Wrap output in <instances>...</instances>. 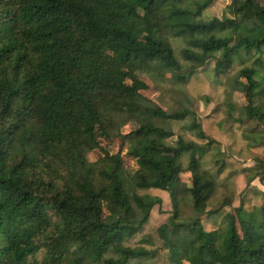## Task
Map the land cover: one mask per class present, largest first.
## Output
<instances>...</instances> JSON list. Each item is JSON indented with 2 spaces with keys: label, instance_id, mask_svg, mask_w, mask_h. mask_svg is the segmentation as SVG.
<instances>
[{
  "label": "trees",
  "instance_id": "trees-1",
  "mask_svg": "<svg viewBox=\"0 0 264 264\" xmlns=\"http://www.w3.org/2000/svg\"><path fill=\"white\" fill-rule=\"evenodd\" d=\"M213 1L0 0V264H143L156 249L127 242L162 203L138 192L151 188L170 198L160 233L171 264H264V192L260 205L232 206L204 227L231 206L232 192L209 209L232 172L222 176L227 154L185 90L198 68L214 60L224 119L242 126L248 148L264 145V0H232L221 17L206 14ZM127 62L168 81L178 107L166 112L140 77L119 79ZM174 122L204 142L175 134ZM121 137L116 152L88 161ZM124 156L137 163L128 174ZM181 172L193 197L180 193ZM252 172L247 185L264 169Z\"/></svg>",
  "mask_w": 264,
  "mask_h": 264
},
{
  "label": "rangeland",
  "instance_id": "rangeland-1",
  "mask_svg": "<svg viewBox=\"0 0 264 264\" xmlns=\"http://www.w3.org/2000/svg\"><path fill=\"white\" fill-rule=\"evenodd\" d=\"M232 0H214L207 8L208 16L221 17L225 7ZM106 53V52H105ZM214 60H211L208 65L198 68L195 73L188 79L185 90L192 98V110L195 111L196 117L200 122L205 134L213 138L219 144L221 151L227 154L226 164L228 167L224 174L231 171L232 174L226 180L227 187L224 189L218 187V192L212 200L209 209H217L220 201L225 199V195L232 192L231 206H222L220 210L204 221V227L208 230L216 228L217 222L222 214L227 212L230 207H238L242 205L245 209L250 210L253 206L260 205L263 198L261 193L264 192V173L258 175L247 185V174H254L252 171L264 169V145L248 148L245 141L241 137L242 126L239 123H230L224 119V102L226 92L228 90L225 85V79H217L211 72ZM238 65H235L237 68ZM235 71V69L233 70ZM119 79L123 82L129 81L133 77H140L145 80L149 88L144 91V94L158 103L166 112H171L177 108V101L181 95L178 91L172 89L166 80L153 81L147 74L138 68H135L131 62L119 65ZM242 86L244 82L239 81ZM244 94L234 92L232 100L239 106L245 107ZM234 114L244 119V116L235 110ZM136 123L129 122L122 130H129ZM172 130L175 134L181 135L186 139H192L198 143H203L204 140H199L193 132L182 129V122L172 123ZM124 131V133H125ZM124 138V136H123ZM123 138H118L108 141L101 145L100 149L88 150L87 159L90 163H96L105 155H109L118 150ZM162 161H168L169 157L160 155ZM209 159V157H208ZM137 167L134 159L124 156V172L130 173ZM260 177H262L260 179ZM179 190L181 194L194 196V187L190 181L188 172H181L179 177ZM224 190H228L223 192ZM139 193L151 194L161 198L160 206L155 205L150 211L149 218L144 224L141 231L127 243L130 245L141 244L144 247L156 249L157 253L152 258L143 261V264H171L167 257L166 248L160 233L161 224L167 221L171 212V202L168 193L158 189L138 190ZM111 198L103 199L104 213L107 215L112 212L113 202ZM143 239L145 241H140ZM42 254H38L41 258ZM130 264H132L130 262Z\"/></svg>",
  "mask_w": 264,
  "mask_h": 264
}]
</instances>
